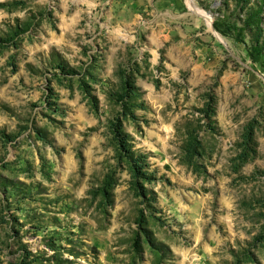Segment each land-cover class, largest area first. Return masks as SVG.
<instances>
[{"label": "rangeland", "instance_id": "374dc122", "mask_svg": "<svg viewBox=\"0 0 264 264\" xmlns=\"http://www.w3.org/2000/svg\"><path fill=\"white\" fill-rule=\"evenodd\" d=\"M190 4L0 0V264H264V0Z\"/></svg>", "mask_w": 264, "mask_h": 264}, {"label": "trees", "instance_id": "16d2710c", "mask_svg": "<svg viewBox=\"0 0 264 264\" xmlns=\"http://www.w3.org/2000/svg\"><path fill=\"white\" fill-rule=\"evenodd\" d=\"M245 0H238V2H243ZM256 9L251 14L252 23L256 24L257 29L260 31L259 38L261 40L257 42L255 46H246L245 50L247 52L249 60L256 65L264 68V22L257 15L260 13L261 7L256 5ZM213 27L216 31L221 32L223 35L225 32L219 27L218 22H214ZM236 37V36H235Z\"/></svg>", "mask_w": 264, "mask_h": 264}, {"label": "bare ground", "instance_id": "6f19581e", "mask_svg": "<svg viewBox=\"0 0 264 264\" xmlns=\"http://www.w3.org/2000/svg\"><path fill=\"white\" fill-rule=\"evenodd\" d=\"M190 1H191V0H187V2H188V5H190L189 7H191Z\"/></svg>", "mask_w": 264, "mask_h": 264}]
</instances>
